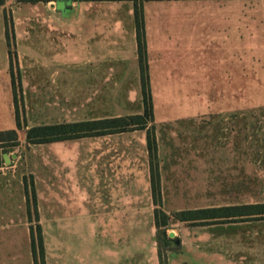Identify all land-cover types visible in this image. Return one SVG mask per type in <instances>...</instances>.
<instances>
[{"label": "rangeland", "instance_id": "1", "mask_svg": "<svg viewBox=\"0 0 264 264\" xmlns=\"http://www.w3.org/2000/svg\"><path fill=\"white\" fill-rule=\"evenodd\" d=\"M233 2L238 35L234 30L232 36L231 28L221 23L228 12L215 0H185L184 6L175 8L169 0L143 1L153 121L144 129L41 144L26 140L30 126L142 113V93L129 75L125 83L111 84V90L103 91L81 89L85 87L81 80L79 90L71 91L66 75L60 76L58 84H45L38 71L42 56L38 21L55 16L37 1L5 0L0 7V67L7 46L12 61V81L7 84L0 76V129L15 128L17 115L22 124L17 129L18 145L0 148L11 159L1 170L13 175L16 188L24 176L29 190L32 181L39 189L48 174L55 179L61 167L68 180L86 177L82 171L93 158L98 179L113 182L114 170L119 168L123 180L125 170L127 196L141 202L135 215L128 214L124 234L99 232L97 225L104 220L96 217L95 264H151L152 245L167 264H264V219L215 224L172 219L182 209L264 201V0ZM69 5L59 2L63 19L74 18L81 10L68 13ZM183 14L190 16V22L187 17L182 21ZM48 41L43 40V47L54 45ZM67 53L64 50V63L69 62ZM115 68L117 78L130 72L129 67ZM231 78L239 89L220 90ZM175 84L182 89L169 88ZM151 125L160 174L158 205L152 201L149 183L146 133ZM114 191L111 186L110 193ZM46 194L55 195L53 189ZM155 208L170 216L164 229L154 226ZM49 221L46 245L53 263L55 221ZM106 221L117 222L112 217ZM161 230L174 232L180 246L165 247ZM187 251L190 254L185 255ZM15 254L20 261L28 252L23 248Z\"/></svg>", "mask_w": 264, "mask_h": 264}, {"label": "crops", "instance_id": "2", "mask_svg": "<svg viewBox=\"0 0 264 264\" xmlns=\"http://www.w3.org/2000/svg\"><path fill=\"white\" fill-rule=\"evenodd\" d=\"M62 1L70 2L68 13H71L75 8H81L76 17L71 19L62 18V12L58 10L59 2ZM169 1L172 3L169 5L175 8L180 5L184 6L185 0ZM215 1L218 2L217 6L220 9L222 8L228 12L221 23L225 27L231 28L232 36L234 30L238 35L237 14H233V9L235 10L237 6L233 1L236 0ZM37 2L55 16L38 21L39 37L42 42L40 46L42 56L38 71L42 76V82L46 84L51 81L58 84L60 76L66 75L69 76V90L71 91L79 90V80L83 81L82 85H85L81 89L103 91L111 90V84L125 83L126 77L129 75L134 86H137L141 91L132 0H38ZM0 7H3V5ZM186 17L190 22V16L184 14L182 15V21H186L184 20ZM147 28L148 26L144 21L146 55L148 50ZM5 30L6 27H4V33L6 34ZM44 39L46 42H49L50 39L53 40L51 43H54V45L50 44L47 47L44 46V48ZM64 50L68 52L65 59L69 61L67 63L63 62ZM11 62L7 46L4 53V63L0 67L2 81L7 84L10 80L12 81ZM117 66L129 67L130 72L124 71L123 73L128 74H122L123 77L120 75V78H117L115 77L117 74L113 76L116 73L114 69ZM47 76H49V80ZM80 76H84L85 79ZM236 78H238L237 70ZM150 82L149 75V86ZM222 84L226 86L219 88L220 90L237 91L239 89L237 82L233 86V78H231L230 84L228 82ZM175 85L169 86V88L182 89L178 86L179 84ZM202 88V90H205V87ZM112 116L121 115L61 119L50 122L88 121ZM124 132L128 131L119 133ZM110 134L89 137H101ZM72 140L74 139L63 141ZM6 153V151L0 153V264H34L31 251V228H35L37 224L40 225L42 231L46 264H95L96 217L104 220L97 225L99 232L106 230L110 235H121L126 232L128 214L130 213L133 216L140 209L141 202L137 201L135 196H127L125 170L122 174L123 180L119 168L114 170L116 176L113 182L109 179H98L93 173V165L96 163L94 161L97 159L93 160L91 158L90 161L92 162L85 164L87 167L82 171L86 177L68 180L65 178L66 170L61 167L60 170L58 169L55 179L49 178L50 175L48 174L41 185L42 191L41 187L38 189L36 183L33 182L37 209L36 220L30 202L31 197L26 196L24 176L19 180L16 188L13 185V175L9 177L1 170L4 165L11 162ZM104 164V159H102L100 165L104 166ZM148 169L150 176L149 161ZM109 177L110 179L113 178L111 174ZM149 183L152 195L150 179ZM111 186L115 190L113 194L110 193ZM52 189L55 194L53 197L46 194L47 191ZM155 205L158 204L155 203ZM111 217L115 218L117 222L112 224L106 221ZM52 219L55 221L53 235L56 240L55 262L53 263L46 245V223ZM111 229L115 230L112 231ZM23 248L25 253L28 252V255L24 260L17 261L15 251H20ZM187 254L190 253L187 251L185 255ZM148 260L151 264H159L158 249L155 245L150 248Z\"/></svg>", "mask_w": 264, "mask_h": 264}, {"label": "trees", "instance_id": "3", "mask_svg": "<svg viewBox=\"0 0 264 264\" xmlns=\"http://www.w3.org/2000/svg\"><path fill=\"white\" fill-rule=\"evenodd\" d=\"M36 2L38 0H22ZM134 5V19L136 26L137 53L141 77V93L143 100V112L124 116H112L97 120L61 122L53 124H37L30 126L25 137L28 143L41 144L67 139H77L89 136H99L135 129H144L153 121V104L149 86L148 64L146 59V40L142 3L146 0H132ZM5 0H0V6ZM6 37L8 28L6 24ZM11 59V51H9ZM11 66V65H10ZM16 127L0 129V148L8 149L19 143L17 129L22 128L18 115ZM151 125L146 133V146L149 154L150 182L154 203H161L160 174L157 161V141ZM26 196L31 197L34 217L37 220L35 191L33 181L30 190L25 185ZM29 202V201H28ZM31 216V213H30ZM174 221L189 222L193 224H215L225 222H238L243 220L264 219V201L253 203H239L234 205L211 206L195 209H182L173 213ZM170 220V216L160 208L154 209V223L157 229H164ZM163 230H161L162 232ZM31 251L34 264H46L43 236L40 225L31 228ZM159 264H167L159 254Z\"/></svg>", "mask_w": 264, "mask_h": 264}, {"label": "water", "instance_id": "4", "mask_svg": "<svg viewBox=\"0 0 264 264\" xmlns=\"http://www.w3.org/2000/svg\"><path fill=\"white\" fill-rule=\"evenodd\" d=\"M162 243L165 247L178 248L180 246V238L174 234V232H162Z\"/></svg>", "mask_w": 264, "mask_h": 264}, {"label": "flooded vegetation", "instance_id": "5", "mask_svg": "<svg viewBox=\"0 0 264 264\" xmlns=\"http://www.w3.org/2000/svg\"><path fill=\"white\" fill-rule=\"evenodd\" d=\"M171 248H174V247H171ZM177 249V248H176Z\"/></svg>", "mask_w": 264, "mask_h": 264}]
</instances>
